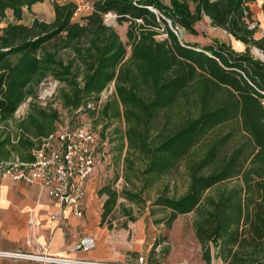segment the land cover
<instances>
[{"label": "trees", "instance_id": "trees-1", "mask_svg": "<svg viewBox=\"0 0 264 264\" xmlns=\"http://www.w3.org/2000/svg\"><path fill=\"white\" fill-rule=\"evenodd\" d=\"M44 1L52 5L53 20L24 24L23 9ZM88 1L92 13L72 22L71 2L0 0V164L32 162V151L54 131L57 111L36 102L45 79L59 83L62 108L91 115L86 105L97 104L113 83L98 111L103 119L124 124V181L130 182L136 162L142 164L144 189L181 163L184 193H163L152 203L168 210L163 222L169 226L177 216L193 214L206 264L212 252L222 264H264V62L249 52L252 46L264 52V37L255 39L256 26L250 28L249 5L255 0H192V9L185 0H168L165 7L152 0ZM109 11L118 23H128L129 54L103 23ZM261 11L264 22V0ZM203 18L244 50L216 40L202 47L179 41L167 24L196 35ZM160 30L166 37L157 40ZM27 99L26 115L14 120ZM98 195L106 197L105 219L120 195L109 187ZM121 195L129 202L139 198Z\"/></svg>", "mask_w": 264, "mask_h": 264}, {"label": "rangeland", "instance_id": "rangeland-1", "mask_svg": "<svg viewBox=\"0 0 264 264\" xmlns=\"http://www.w3.org/2000/svg\"><path fill=\"white\" fill-rule=\"evenodd\" d=\"M167 1L156 0L155 3L165 7ZM185 2L190 9L193 8L192 0H185ZM27 11L28 13H24L27 18L36 17L29 9ZM43 15L40 21L47 20L46 15ZM252 19L254 23L250 28L256 26L254 38L264 37V23L256 14H253ZM78 21H80L78 17L72 18V22ZM110 27L116 31L126 47L127 54H129L128 42L125 37L128 23H118L116 21ZM195 30L196 35L181 30L179 40L197 43L201 47L216 40L234 50L240 45L226 31L212 27L207 18H203L198 22L195 25ZM165 37V34L160 30L156 39L162 40ZM249 52L253 59L264 62V52L253 46L250 47ZM39 92H42V89L39 90L38 88L37 93ZM108 93L109 91L105 93V96H108ZM28 103L18 108V112L14 114V120H20L24 117L25 111L28 109ZM82 115L83 113L75 114L62 108L58 112L57 121L59 124L68 122L69 126H73L78 121H86L91 125L98 142L97 154L99 161L97 166H99L103 179L102 187H109L120 195L117 204L105 219H102L101 215L106 197L105 195H97L98 206L93 212L95 231H101L109 247L113 248L116 253L124 254L127 260L136 259L138 256L143 255L148 264H206L202 258L201 247L194 236L193 214L179 215L167 226L163 220L168 216V210L152 205L154 200L163 193L168 197H179L184 193L187 179L184 175L183 165L180 163L168 175L156 179L144 189V178L142 179L139 175L142 164L136 162L133 174H130V182H125L123 178L125 162L123 159L127 150L125 140H123V122L118 119H103L99 111L94 112L93 115L91 113ZM122 192L137 193L139 198L135 202H129L121 195ZM94 219H97V221H94ZM100 250L103 252L106 250L104 240L100 244ZM210 264H222L213 252Z\"/></svg>", "mask_w": 264, "mask_h": 264}, {"label": "built area", "instance_id": "built-area-1", "mask_svg": "<svg viewBox=\"0 0 264 264\" xmlns=\"http://www.w3.org/2000/svg\"><path fill=\"white\" fill-rule=\"evenodd\" d=\"M56 3L63 4L71 2L75 5L73 17H84L93 11L92 3L88 0H55ZM133 4L148 0H129ZM156 2V0H152ZM160 1V0H158ZM157 16H161L154 6L146 7ZM117 16L114 12H106L102 15L103 23L106 26L115 24ZM139 22V21H138ZM167 24L173 34L179 40L181 34L180 27H172L170 22ZM180 41V40H179ZM59 83L51 78L45 79L39 86L42 92L37 93V103L46 108L51 107L57 113L62 109L57 97ZM113 93V83L106 88L100 95L97 104H87L88 111L97 112L101 105L108 99L105 93ZM107 91V92H106ZM261 107L264 111V92L261 93ZM30 102L27 99L24 104ZM16 111L15 113H17ZM72 113L85 115L82 108ZM82 115V116H83ZM23 118V117H22ZM21 119V118H20ZM97 137L91 125L86 121H78L73 126L68 122L55 123L54 131L41 140L40 146L32 151L33 160L30 163H20L17 160L0 164V176H8L12 181L26 185H36L45 190L47 195L56 201L60 207V213L70 211L75 218H82L83 210L81 200L84 196L85 182L99 161ZM60 215H52V220H59ZM34 231L37 230V224L30 223ZM95 248V237L85 235L78 239L73 247V251L87 253ZM0 257L5 258H28L39 263L53 264H119L116 262H102L89 260H72L59 256H34L20 253H9L0 251ZM135 264H148L147 259L140 255Z\"/></svg>", "mask_w": 264, "mask_h": 264}, {"label": "crops", "instance_id": "crops-1", "mask_svg": "<svg viewBox=\"0 0 264 264\" xmlns=\"http://www.w3.org/2000/svg\"><path fill=\"white\" fill-rule=\"evenodd\" d=\"M261 5L262 0H255L249 5V9L252 12V17L253 14H256L263 22ZM29 10L36 17L27 18L24 13H28V11L24 8L23 23L26 25H30L35 18L40 20L43 18V14L47 18L43 22L50 23L54 18L53 8L49 1L36 3ZM6 13L8 16L11 14L10 11ZM244 48L245 46L240 44L235 51L242 52ZM26 113L27 111H25V115ZM14 134L11 132V136ZM102 180L99 166H97L85 182L84 196L81 200L83 216L79 219L75 218L70 211L60 213L58 203L40 187L13 182L8 177L0 176V251L34 256H59L72 260L135 264L139 256L136 259L127 260L124 254L116 253L113 248L109 247L101 231H95L93 212L98 206L96 198L103 185ZM52 215H60V219L52 220ZM95 220L97 221V219ZM31 222L37 224L36 231L31 228ZM85 235L95 237V248L87 253L73 251L78 239ZM103 240L106 243L104 252L100 250ZM0 264L42 263L28 258L0 257Z\"/></svg>", "mask_w": 264, "mask_h": 264}]
</instances>
